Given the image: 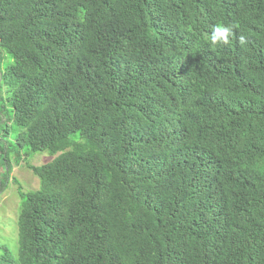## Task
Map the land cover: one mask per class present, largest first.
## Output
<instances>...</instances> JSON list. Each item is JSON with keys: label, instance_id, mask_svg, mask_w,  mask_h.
<instances>
[{"label": "trees", "instance_id": "trees-1", "mask_svg": "<svg viewBox=\"0 0 264 264\" xmlns=\"http://www.w3.org/2000/svg\"><path fill=\"white\" fill-rule=\"evenodd\" d=\"M3 98L0 264H264V0H0Z\"/></svg>", "mask_w": 264, "mask_h": 264}, {"label": "rangeland", "instance_id": "rangeland-1", "mask_svg": "<svg viewBox=\"0 0 264 264\" xmlns=\"http://www.w3.org/2000/svg\"><path fill=\"white\" fill-rule=\"evenodd\" d=\"M4 108L7 111L11 110L5 98L0 101V110L2 111ZM5 120L7 118L3 119V121ZM3 121L0 123V147L3 146L6 140L9 143L15 142V129H11L10 134L6 137L2 128H5L7 125ZM25 152L23 150L21 154L24 155ZM57 156H52L48 152L30 153L27 156V162L32 166H42L52 162ZM12 157L15 159V155H12ZM4 164L3 159L0 157V256H3L5 249H8V252L13 255L17 254V220L21 205L19 187L22 188L23 192L36 191L40 187L39 179L27 168V163L23 160L20 163L16 161L11 163L9 180L8 183L5 182V175L3 174ZM1 183H4V187Z\"/></svg>", "mask_w": 264, "mask_h": 264}, {"label": "clouds", "instance_id": "clouds-1", "mask_svg": "<svg viewBox=\"0 0 264 264\" xmlns=\"http://www.w3.org/2000/svg\"><path fill=\"white\" fill-rule=\"evenodd\" d=\"M233 34V26L223 23H217L212 26L211 31L207 34L208 43L210 46L224 45L230 42V37ZM241 43L244 42V37H240Z\"/></svg>", "mask_w": 264, "mask_h": 264}]
</instances>
